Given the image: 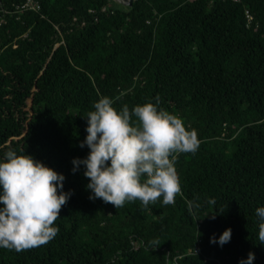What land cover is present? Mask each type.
Wrapping results in <instances>:
<instances>
[{"label": "trees", "instance_id": "trees-1", "mask_svg": "<svg viewBox=\"0 0 264 264\" xmlns=\"http://www.w3.org/2000/svg\"><path fill=\"white\" fill-rule=\"evenodd\" d=\"M24 1L0 0V156L32 155L73 194L54 239L0 248V264H239L250 251L264 264V0H34L38 9H16ZM102 96L117 110L159 96V108L197 131L198 150L175 163V204L116 209L89 199L72 161L89 152L79 146L85 116ZM229 227V243H210Z\"/></svg>", "mask_w": 264, "mask_h": 264}, {"label": "clouds", "instance_id": "clouds-1", "mask_svg": "<svg viewBox=\"0 0 264 264\" xmlns=\"http://www.w3.org/2000/svg\"><path fill=\"white\" fill-rule=\"evenodd\" d=\"M156 103L137 104L117 110L110 97L102 96L87 116L86 157L73 159L72 171L83 167L88 178L89 199H101L116 209L139 200L147 209L162 198L164 205L175 204L181 184L175 168L178 154L195 153L201 141L195 129L159 108ZM66 177L29 154L14 149L0 156V248L17 252L50 242L59 232L54 222L73 192L64 191ZM209 205L216 200L209 198ZM190 207L200 205L190 202ZM258 240L264 245V205L256 208ZM215 219V216H212ZM232 238L229 227L210 243L223 247ZM154 247L157 242L150 241ZM250 251L239 264H254Z\"/></svg>", "mask_w": 264, "mask_h": 264}, {"label": "built area", "instance_id": "built-area-1", "mask_svg": "<svg viewBox=\"0 0 264 264\" xmlns=\"http://www.w3.org/2000/svg\"><path fill=\"white\" fill-rule=\"evenodd\" d=\"M38 9L39 4L34 0H25L23 3L18 4L16 6V9L22 10V9Z\"/></svg>", "mask_w": 264, "mask_h": 264}, {"label": "water", "instance_id": "water-1", "mask_svg": "<svg viewBox=\"0 0 264 264\" xmlns=\"http://www.w3.org/2000/svg\"><path fill=\"white\" fill-rule=\"evenodd\" d=\"M124 5H130L132 3L133 0H116Z\"/></svg>", "mask_w": 264, "mask_h": 264}]
</instances>
